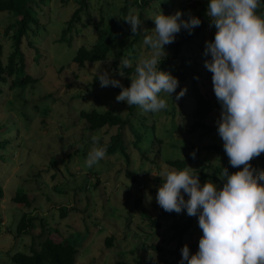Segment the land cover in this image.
<instances>
[{"label": "rangeland", "instance_id": "rangeland-1", "mask_svg": "<svg viewBox=\"0 0 264 264\" xmlns=\"http://www.w3.org/2000/svg\"><path fill=\"white\" fill-rule=\"evenodd\" d=\"M204 1L155 0L142 11L134 6L129 8L128 12H140L141 32L132 46L123 49L116 66L112 65L114 58L110 55L103 61L78 67L71 62L76 48L94 42L100 15H117L116 8L122 0H86L79 13L80 21L75 24L77 30L66 33L62 39L61 30L77 3L33 0L35 22L29 23L20 42L25 74L33 80L22 87L9 88V82L0 85V264H14L9 260L12 253H28L29 246L37 247L44 237L55 245L61 239L71 240L77 249L74 264H179L185 244L190 253L198 250L202 232L197 217L188 216L186 210L179 214L164 211L156 202V193L163 182L159 177L161 171L173 168L165 160L186 159L194 149L195 158L182 169L191 167L201 185L208 180L217 187L224 183L217 175L209 176L211 168L219 163L218 154L203 148L223 145L216 126L221 109L214 105L218 101L213 94L212 74L204 66L201 46L216 31L209 26L207 5L205 16L198 17L197 10ZM159 8L165 15L180 10L184 19L190 12L201 20L200 26L192 30L196 34L182 43L174 57L171 44L165 45V59L179 69V78L182 71H190L194 66L191 55L198 54L194 59L200 74L195 79L211 99L213 109L205 121L211 129L207 132L192 127L193 120L188 115L192 102L187 91L179 101L175 100V93L172 98L162 93L168 104L166 110L151 113L138 106L133 108L132 127L139 122L148 126L146 133L140 131L139 149L130 142L131 131L126 127L122 130L128 163L118 155L108 154L89 168L85 161L93 147L91 137L97 135L100 143L106 142L116 129L87 130L79 111L95 108L125 116L128 107L115 100L119 88L100 86L95 79L97 69L109 70L113 79L129 86L127 75L131 73L123 71L125 76L121 77L116 72L119 60L130 51L133 60L148 54L142 43L144 29L151 32L154 28L150 17ZM13 20L11 13L0 12L3 63L12 49L9 36L14 27L7 33L4 29ZM124 26L129 25L124 21ZM181 34L182 30L175 39ZM130 39L128 36L124 42ZM159 66L173 72L165 62ZM185 80L179 83L177 93L181 88L187 89L189 80ZM252 167L258 172L264 170V164L256 161ZM127 173L137 180H131ZM16 192L32 197L29 206L12 200ZM60 207L66 209L64 217L59 215ZM25 212L32 218L31 226L26 232L17 233L18 219ZM188 217L187 230L179 238L174 236V225ZM153 220L158 222L157 226L151 224ZM108 236L113 237L111 245L105 243Z\"/></svg>", "mask_w": 264, "mask_h": 264}, {"label": "clouds", "instance_id": "clouds-1", "mask_svg": "<svg viewBox=\"0 0 264 264\" xmlns=\"http://www.w3.org/2000/svg\"><path fill=\"white\" fill-rule=\"evenodd\" d=\"M259 8L260 0H208L206 15L216 31L213 40L205 41L203 55L208 57L204 66L212 74L221 109L217 133L229 164L241 170L230 174L222 167L217 175L224 181L222 187L210 180L201 185L189 166L161 171L157 204L170 213L186 210L197 217L202 232L195 253L186 244L181 248L179 264H264V170L258 172L250 163L264 153V16L258 14ZM183 15L180 10L165 15L159 8L150 17L155 26L151 32L144 29L142 40L148 54L133 60L130 51L121 56L116 69L123 77L119 69L134 65L127 75L129 86L113 79L109 70L97 69L95 79L102 88L120 89L116 102L158 113L168 108L162 93L171 98L175 93L176 101L185 95L186 88L176 92L178 79L159 67L167 56L165 45L174 43L181 29L191 35L201 24L190 12L187 19ZM122 19L131 36L141 32L138 12L129 11ZM100 139L91 137L93 147L85 161L89 168L106 157L108 146ZM190 155L195 158V152Z\"/></svg>", "mask_w": 264, "mask_h": 264}, {"label": "trees", "instance_id": "trees-1", "mask_svg": "<svg viewBox=\"0 0 264 264\" xmlns=\"http://www.w3.org/2000/svg\"><path fill=\"white\" fill-rule=\"evenodd\" d=\"M61 1L67 2L69 0ZM73 1L77 3V7L72 10L69 18L65 21V27L61 30V39L64 38L66 33L77 30L75 28V24L80 21L79 13L86 6V0ZM153 1L155 0H122V4L116 8L117 15H100L95 27L97 35L94 42L90 46L85 44L79 45L71 58V62L75 63L78 67H82L85 63L103 61L108 56L112 55L114 58L112 65L115 67L116 59L121 55L123 49H127L132 46L140 36V33L135 36H131L132 34L130 31V26H124V20L122 17L128 12L129 8L134 6L138 9V11H142L145 6H148ZM32 3H34L33 0H0V12H9L14 17L13 22L4 29V32L7 33V30H9L10 27H14L13 32L9 36L11 39L12 49L7 54L5 63H3L1 59L2 46L0 44V85L9 82V88H13L15 86L22 87L27 82L33 80L31 77L25 74L23 54L20 48L21 39L28 29L29 23L35 22V19L32 15ZM263 3V0H261L260 8L257 10L258 14L262 16H264ZM206 5L208 6V0H205L200 4L199 9L197 10L198 17L205 16ZM120 14L122 16H120ZM181 30V36L178 39H175L174 43L171 44L170 49L172 51L173 57L177 54L182 43L187 40L189 41L190 38L197 32L194 30L192 31V34L189 35L186 30ZM128 36H131V39L127 42H124V38ZM213 39L214 34L211 35L209 41ZM201 46H203V49L205 48V44ZM196 55L198 54L195 53L194 55H191L194 66L191 67L190 71H182V76L177 79L179 83H182L183 80L189 78L185 81L189 80L187 95L192 102V107L189 110L188 115L193 120L192 127L201 128L203 131L208 132L211 129V126L207 125L205 121L209 117L213 106L211 99L206 96L205 92L200 90L195 79V76L200 74V70H198L197 67L198 64L194 59ZM207 58L208 57H205V59ZM162 62H165V64H168L169 68L173 69V72L171 73L173 76L176 77L178 72H180L178 71L179 69L177 70V67H172L169 60L164 59ZM159 67L165 68L163 66ZM133 68H123L121 70L126 74H129L132 73ZM8 78H10V80ZM214 105L220 107L218 102H214ZM133 108L134 106H128L127 114L125 116H121L111 110L98 111L95 108L79 111V115L84 120L87 130L93 131L103 127H114L116 129L115 132L109 136L108 140L106 142H101V144H107L108 146L106 155H118L119 157L123 158L125 163H128L129 158L128 154L126 153V146L124 137L122 135V130L126 127L131 131L133 140H130V142L136 149H139L140 147L138 143L142 141V133H146L148 128L147 125L141 122H139L138 125L132 127L130 116L133 115ZM171 108L173 109V106ZM149 127L151 129L154 128L153 124H150ZM140 131H142V133ZM203 148L212 149L218 154L219 163L211 168V173L209 176L215 178V175H219L221 173L222 167L227 168L230 174L237 170H241L239 168H233L229 164L228 157L223 150V145L212 144L206 145ZM193 152H196V149H194ZM192 159V156L189 155L186 159L165 160V163L177 170H182V168ZM255 161L264 164V153H262L259 157L254 158L250 162L252 166L255 164ZM51 165L53 166V163H51ZM127 174L131 180H137V178L133 177L130 173ZM12 200L16 204L20 203L29 206L32 201V197L23 192H16L12 197ZM59 211V215L64 217L66 214L65 207H60ZM31 219L32 218L28 216L27 212L22 213L15 228L16 232H26L31 226ZM151 224L157 226L158 222L153 220ZM189 224L190 217H188L185 221L174 225V236L179 238L187 230ZM112 239V236L105 237L106 245H111ZM76 252V246L71 240L61 239L58 245H55V243L49 237H44L43 240L38 243L37 247H33L32 245L29 246L28 253H12L9 256V260L14 264H74Z\"/></svg>", "mask_w": 264, "mask_h": 264}]
</instances>
